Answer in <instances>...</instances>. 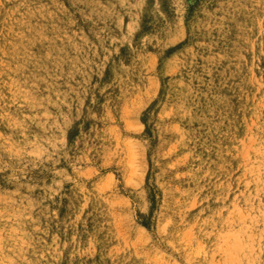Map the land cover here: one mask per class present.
<instances>
[{
	"label": "rangeland",
	"instance_id": "374dc122",
	"mask_svg": "<svg viewBox=\"0 0 264 264\" xmlns=\"http://www.w3.org/2000/svg\"><path fill=\"white\" fill-rule=\"evenodd\" d=\"M0 264H264V0H0Z\"/></svg>",
	"mask_w": 264,
	"mask_h": 264
},
{
	"label": "bare ground",
	"instance_id": "6f19581e",
	"mask_svg": "<svg viewBox=\"0 0 264 264\" xmlns=\"http://www.w3.org/2000/svg\"><path fill=\"white\" fill-rule=\"evenodd\" d=\"M230 222V221H229ZM235 248V247H234Z\"/></svg>",
	"mask_w": 264,
	"mask_h": 264
}]
</instances>
